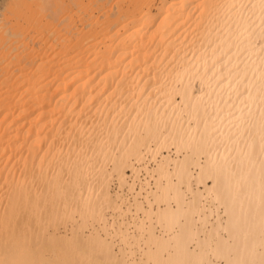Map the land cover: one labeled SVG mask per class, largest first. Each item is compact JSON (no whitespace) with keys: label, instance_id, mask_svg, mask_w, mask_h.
Instances as JSON below:
<instances>
[{"label":"bare ground","instance_id":"1","mask_svg":"<svg viewBox=\"0 0 264 264\" xmlns=\"http://www.w3.org/2000/svg\"><path fill=\"white\" fill-rule=\"evenodd\" d=\"M0 264H264V0H0Z\"/></svg>","mask_w":264,"mask_h":264},{"label":"rangeland","instance_id":"2","mask_svg":"<svg viewBox=\"0 0 264 264\" xmlns=\"http://www.w3.org/2000/svg\"><path fill=\"white\" fill-rule=\"evenodd\" d=\"M146 156H148V157H150L149 155H146ZM134 166H137V164H135ZM105 167V169H108L109 167H110V165L109 164H107L106 166H104ZM127 180L129 181V182H131V179H132V172H131V170L129 169V170H127ZM111 180L109 181V187H108V189H109V191L111 192V193H114V192H118L119 193V195L120 196H123L122 194H124V192H125V194L128 192V191H126L127 190V187L126 186H123L121 189H120V187L118 186V180H117V178H116V176L115 175H113V176H111V178H110ZM137 181H135V183H136ZM123 190H124V192H123ZM124 194V195H125ZM131 194H128V196H130ZM120 202V201H119ZM39 207V211L41 210V208H40V206H38ZM61 209H63L64 211H66V208L65 207H62ZM127 213V212H126ZM130 213V212H129ZM28 216H32L31 215V213H26ZM37 214V213H36ZM105 216L107 217V219L108 220H111V216H112V210H110L109 208H107L106 210H105ZM128 215V213L127 214H125V220H123V221H126V220H131V216H127ZM74 217L75 218H77L78 219V216H77V214L76 213H74ZM69 224H70V221H66L65 223H63V222H60V223H58V225H57V227H52V226H50V227H48L47 228V231H46V229L43 231V230H41L40 232H42L44 235H46V233L48 234L49 233V231H51L52 232V230H56V231H60L61 233H64V230H65V228H67L68 226H69ZM59 240V239H58ZM43 245L44 246H47L50 242H53V241H56V242H54V243H57V239H55L54 238V235L53 234H50V235H46V238H43ZM47 247H49V246H47Z\"/></svg>","mask_w":264,"mask_h":264}]
</instances>
